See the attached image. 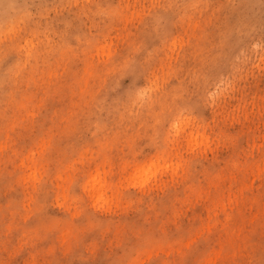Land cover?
<instances>
[{
    "label": "rangeland",
    "instance_id": "1",
    "mask_svg": "<svg viewBox=\"0 0 264 264\" xmlns=\"http://www.w3.org/2000/svg\"><path fill=\"white\" fill-rule=\"evenodd\" d=\"M262 41L264 0H0V264H261Z\"/></svg>",
    "mask_w": 264,
    "mask_h": 264
},
{
    "label": "snow or ice",
    "instance_id": "2",
    "mask_svg": "<svg viewBox=\"0 0 264 264\" xmlns=\"http://www.w3.org/2000/svg\"><path fill=\"white\" fill-rule=\"evenodd\" d=\"M42 7H44L43 4H37V5L32 6L34 11H38ZM5 26L8 28L9 32L13 31L14 25L8 24L6 22ZM261 47L264 48V41H262ZM262 75H264V73H262ZM260 104H261V108H262L261 115H262V118H264V92L261 93ZM192 111H193V109H191L187 106L178 107L176 114L172 115L171 117L165 116V122L170 123V122H172V120H175L176 125L178 127L182 120H184L186 117L187 118L191 117ZM188 123L190 124V120H188ZM194 128H195V126L192 125L191 130H194ZM189 130L190 129H185V134H187V132ZM262 130H264V128H262ZM216 139L221 145L227 146V147H232V146L239 143L240 137L238 134L224 133V134L218 135ZM262 139H264V137H262ZM159 146L160 145L158 142L154 145V147H159ZM262 148H264V143H262ZM236 166L237 165L234 162L233 167H236ZM259 169H260V181H261L262 185H264V152H262V155H261V158L259 161ZM254 171H255V169L253 168V172ZM86 181H87V176H84L82 178H79L78 182L73 184L72 192L74 195H80V196L84 195V186H85ZM262 205H264V199H262ZM174 239H176L177 243L181 242L179 240V238H174ZM183 239L184 240L189 239L188 235L185 234ZM154 264H158V262H154ZM175 264H212V261L206 260V259H201L199 262H194V261L189 259V260H177L175 262ZM261 264H264V261H262Z\"/></svg>",
    "mask_w": 264,
    "mask_h": 264
},
{
    "label": "clouds",
    "instance_id": "3",
    "mask_svg": "<svg viewBox=\"0 0 264 264\" xmlns=\"http://www.w3.org/2000/svg\"><path fill=\"white\" fill-rule=\"evenodd\" d=\"M16 264H19V262H16Z\"/></svg>",
    "mask_w": 264,
    "mask_h": 264
}]
</instances>
